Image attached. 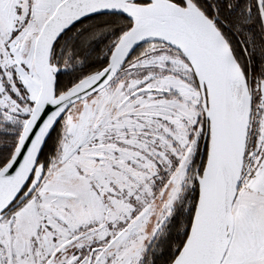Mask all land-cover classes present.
<instances>
[{
	"label": "snow or ice",
	"instance_id": "obj_1",
	"mask_svg": "<svg viewBox=\"0 0 264 264\" xmlns=\"http://www.w3.org/2000/svg\"><path fill=\"white\" fill-rule=\"evenodd\" d=\"M0 264H264V0H0Z\"/></svg>",
	"mask_w": 264,
	"mask_h": 264
}]
</instances>
